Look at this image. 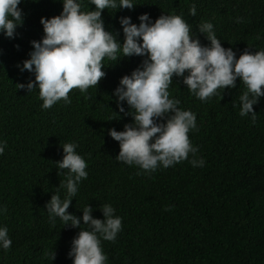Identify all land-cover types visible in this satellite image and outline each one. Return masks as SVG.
Instances as JSON below:
<instances>
[{
	"label": "trees",
	"instance_id": "trees-1",
	"mask_svg": "<svg viewBox=\"0 0 264 264\" xmlns=\"http://www.w3.org/2000/svg\"><path fill=\"white\" fill-rule=\"evenodd\" d=\"M132 2L133 9L102 13L105 30L121 44L122 17L139 25L142 14L152 23L167 14L180 15L192 38L204 46L210 41L199 25L211 23L222 46L232 48L237 59L245 49L264 51V0ZM77 3L82 12L96 10L91 0ZM18 7L23 25L15 38L0 32V228L6 227L12 240L8 250L0 247V264H73L68 253L80 229L64 227L58 217L51 220L45 207L54 194L67 197L66 188H59L67 170L58 175L55 163L63 159L65 143L77 145L88 173L68 212L83 226L85 206H92L94 218L103 219L100 206L110 204L122 219L114 242L101 238L105 264H264V97L253 106V123L251 114H239V97L246 90L239 79L235 89H219L218 95L201 101L183 78L174 76L169 98L196 115L198 131L188 135L199 149L195 158L204 165L193 167L189 154L188 160L166 169L161 165L149 174L118 161L119 142L109 135L112 128L123 131L125 124L134 123L119 112L114 93L122 77L147 57H123L122 49L117 61L105 57L106 76L98 86L87 92L73 89L70 104L61 100L44 109L38 88L28 92L17 84L35 79L34 72L21 71L23 62L34 50L32 41L45 35L41 19L59 16L63 0H21ZM122 104L130 111L126 101Z\"/></svg>",
	"mask_w": 264,
	"mask_h": 264
},
{
	"label": "clouds",
	"instance_id": "clouds-1",
	"mask_svg": "<svg viewBox=\"0 0 264 264\" xmlns=\"http://www.w3.org/2000/svg\"><path fill=\"white\" fill-rule=\"evenodd\" d=\"M20 3L21 0H0V32L8 38H15L17 27L23 25ZM91 4L96 10L82 12L77 0H63L59 16L41 19L45 35L42 41H32L34 50L21 69L34 72L35 79L17 87L28 92L38 88L42 108L50 109L61 100L70 104L69 93L73 89L87 92L98 86L106 76L102 61L105 57L117 61L122 49L123 57L147 59L131 75L122 77L114 93L119 112L134 120L125 124L123 131L109 130V135L119 142L118 161L137 165L149 174L161 165L166 169L186 161L189 154L193 156L189 161L193 167L204 165L203 159L195 158L199 149L192 145L188 135L190 130L198 131L196 115L179 108L178 99L169 98L174 76L183 78L189 91L201 101L218 95L219 89H235L239 79L246 88L239 97V114H251L252 122H256L253 106L264 97V51L245 49L237 59L232 48L222 46L211 23L199 25V31L210 41V45L204 46L198 38H192L190 25L180 15L167 14L154 23L148 14H142L139 25L132 23L130 17H122L125 39L121 44L105 30L102 13L105 9H133L135 4L132 0H119V4L117 0H91ZM190 14L196 15L195 5ZM124 101L130 111H125ZM62 147L63 159L55 163L58 175L67 170L66 179L59 185L66 188L67 197L62 200L54 194L45 207L51 220L58 217L64 227L80 229L68 253L73 264H105L108 257L101 247V238L114 242L122 229V219L110 204L100 206L103 219L94 218L92 206L87 205L82 217L85 228L80 218L68 212L78 183L87 179L88 173L86 161L76 152L77 145L65 143ZM3 152L4 147L0 146V154ZM11 245L8 229L0 228V247L8 250ZM50 255L52 261L56 259L55 251Z\"/></svg>",
	"mask_w": 264,
	"mask_h": 264
}]
</instances>
